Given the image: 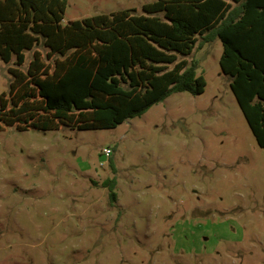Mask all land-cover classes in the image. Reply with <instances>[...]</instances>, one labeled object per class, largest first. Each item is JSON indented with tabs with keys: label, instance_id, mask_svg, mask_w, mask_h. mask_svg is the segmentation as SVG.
<instances>
[{
	"label": "rangeland",
	"instance_id": "374dc122",
	"mask_svg": "<svg viewBox=\"0 0 264 264\" xmlns=\"http://www.w3.org/2000/svg\"><path fill=\"white\" fill-rule=\"evenodd\" d=\"M151 1L68 0L62 23ZM222 52L219 37L199 40L183 57L205 92L115 128L0 131V264H264V147ZM10 65L0 58V94Z\"/></svg>",
	"mask_w": 264,
	"mask_h": 264
},
{
	"label": "trees",
	"instance_id": "16d2710c",
	"mask_svg": "<svg viewBox=\"0 0 264 264\" xmlns=\"http://www.w3.org/2000/svg\"><path fill=\"white\" fill-rule=\"evenodd\" d=\"M67 5L0 0V58L12 63L13 78L0 94V131L111 129L172 93L202 94L207 80L183 56L219 37L220 67L264 147V0H155L140 13L125 8L64 25ZM116 183L103 182L112 201Z\"/></svg>",
	"mask_w": 264,
	"mask_h": 264
},
{
	"label": "built area",
	"instance_id": "2783aa9c",
	"mask_svg": "<svg viewBox=\"0 0 264 264\" xmlns=\"http://www.w3.org/2000/svg\"><path fill=\"white\" fill-rule=\"evenodd\" d=\"M112 153V149L111 148H104V155L105 156H110Z\"/></svg>",
	"mask_w": 264,
	"mask_h": 264
}]
</instances>
